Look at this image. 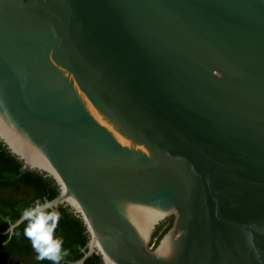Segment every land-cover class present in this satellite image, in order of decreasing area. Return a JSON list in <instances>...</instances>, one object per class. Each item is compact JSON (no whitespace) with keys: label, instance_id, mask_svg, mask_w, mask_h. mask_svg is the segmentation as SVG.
Masks as SVG:
<instances>
[{"label":"water","instance_id":"water-1","mask_svg":"<svg viewBox=\"0 0 264 264\" xmlns=\"http://www.w3.org/2000/svg\"><path fill=\"white\" fill-rule=\"evenodd\" d=\"M0 141L76 264H264V0H0Z\"/></svg>","mask_w":264,"mask_h":264},{"label":"trees","instance_id":"trees-1","mask_svg":"<svg viewBox=\"0 0 264 264\" xmlns=\"http://www.w3.org/2000/svg\"><path fill=\"white\" fill-rule=\"evenodd\" d=\"M59 193V186L53 177L24 168L23 162L0 141V264H53L47 259H36L37 253L24 235L27 221L16 227L12 234L4 232L26 208L36 202L51 200ZM52 211L59 215L54 233V238L62 241L59 264H76L84 255L82 250L89 241L86 226L69 206L60 205ZM163 226L164 222L157 227L153 238L160 239L168 230V227L162 230ZM84 264L104 262L99 254L94 253Z\"/></svg>","mask_w":264,"mask_h":264},{"label":"clouds","instance_id":"clouds-1","mask_svg":"<svg viewBox=\"0 0 264 264\" xmlns=\"http://www.w3.org/2000/svg\"><path fill=\"white\" fill-rule=\"evenodd\" d=\"M27 221L24 235L32 243L33 249L37 253V260H50L53 264H59L62 258L59 238H54L55 229L59 223V215L40 202H36L32 207L26 208L16 222L10 224L6 234H11L15 227Z\"/></svg>","mask_w":264,"mask_h":264},{"label":"rangeland","instance_id":"rangeland-1","mask_svg":"<svg viewBox=\"0 0 264 264\" xmlns=\"http://www.w3.org/2000/svg\"><path fill=\"white\" fill-rule=\"evenodd\" d=\"M173 221H174V216H170L165 221H163L164 222V226L162 227V230H164L167 227L169 229L171 227V225L173 224ZM159 240L160 239H158V237L152 238V240L150 242L151 248H155L157 246Z\"/></svg>","mask_w":264,"mask_h":264}]
</instances>
